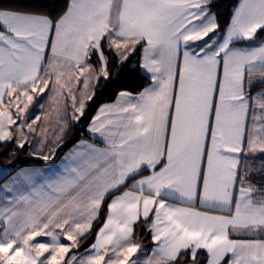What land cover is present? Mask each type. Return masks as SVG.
<instances>
[{"label":"snow or ice","instance_id":"snow-or-ice-1","mask_svg":"<svg viewBox=\"0 0 264 264\" xmlns=\"http://www.w3.org/2000/svg\"><path fill=\"white\" fill-rule=\"evenodd\" d=\"M209 4L68 0L52 17L0 3V142L23 138L25 127L35 131L39 116L17 123L33 93L47 89L58 98L67 88L82 116L92 99L90 80L109 78L105 46L121 63L140 46V68L151 81L135 96L120 92L93 118L89 130L105 147L86 145L63 175L39 185L28 172L13 178L23 177L30 190L0 207V264H141L133 259L141 249L133 239L141 219L156 245L143 264H181L183 256L185 264H199L200 250L207 264H264V239L230 238L264 235V189L240 173L246 133L248 150L264 153V127L247 129L253 98L245 96L246 82L264 83V43H244L264 31V0H241L220 41ZM93 54L98 75L87 63ZM86 73L78 98L62 78L80 81ZM255 99L261 115L252 119L259 121L264 93ZM94 223L99 227L85 254L69 255Z\"/></svg>","mask_w":264,"mask_h":264},{"label":"crops","instance_id":"crops-1","mask_svg":"<svg viewBox=\"0 0 264 264\" xmlns=\"http://www.w3.org/2000/svg\"><path fill=\"white\" fill-rule=\"evenodd\" d=\"M213 0H210L209 4V10L211 13L214 14V11L211 10L210 6ZM241 2V0H238L237 4L233 8L232 15L230 17V20L227 24V26L224 28L222 32L217 31L214 34V38L217 39V41L222 40L223 36L226 33V30L231 22L233 13L235 8L238 6V4ZM210 36H213V34H210ZM205 39H208L207 37ZM197 45H199L202 42H195ZM245 44H255L259 45L261 43H264V37L258 38L256 37L254 41L252 42H244ZM183 49V45L181 46ZM107 48L105 46V55L107 56ZM50 51V49H48ZM109 51V50H108ZM112 52V51H111ZM114 53V52H112ZM115 54V53H114ZM108 57V56H107ZM117 57V56H116ZM118 58V57H117ZM119 60V59H118ZM142 62V48L140 47L139 51V70L140 72L147 77L148 83L144 86H148L151 81L149 79V75L145 71H143L140 68V64ZM91 65L90 73H94V75L99 74V68H100V62L98 59V56L96 54H93L89 61H87ZM74 71H77L76 69H73ZM89 75V73H86L84 76H80V81H77L75 76L71 77V80L69 81L68 76L66 75L62 79L69 84L71 87V91L73 94H75L78 98L80 96V91L82 90V81L85 78V76ZM258 76V74H256ZM220 77L222 78V68L220 71ZM103 79L102 76H100L99 81L97 82L95 78L90 80V88L89 93L92 94V97L94 96L95 90L97 88L98 83L100 80ZM143 88V89H144ZM142 89V90H143ZM140 90V91H142ZM122 91H126L129 93H132L134 96L137 95L138 92H131L128 90H120L117 92L115 98L112 101L102 102L99 104L94 113L92 114L90 120L85 126V132L88 137H80L78 140H76L73 144H71L65 151H63L60 155L57 156L58 151L60 149V145L68 131L72 128V126L79 121L81 118L80 113L75 112V110L72 107V100L71 97L68 94V89L65 88L63 95L60 97H56L55 93L51 90H45L43 94H35L33 93V101L29 105L28 110L23 115L22 121H17V123L25 122L31 123L32 120H34L37 116L40 117L39 120L36 121V123L33 125L35 128L34 132H29L27 127L23 129L24 137H18L14 134V137L12 141H14L18 145L19 142H23L24 146H27L28 149L36 154L40 155L42 154L44 156H48L49 159L46 160V162L42 164L37 165H28L23 166L28 168L27 171H30L32 173H43L45 175L44 177H50L55 178V174L63 175L64 174V168L67 165H74V161L72 160V157L77 152H83L86 148V145L92 144L96 147L103 148L106 145L102 142V138L100 137L99 133L91 132L89 129L92 126L93 118L98 114L100 108L105 105H114L117 102L119 93ZM258 93H264V83H254L251 88H249L247 82L245 84V96L252 97L251 101V108L248 114V118L246 121L247 129L250 132L253 128V125L255 124L256 127H264V119L259 121H253L252 115H261L260 109L257 107V100L255 97ZM8 97H5V104L8 102ZM54 99H56V103H54ZM89 100L86 99V104ZM13 113H15L16 109L15 107L12 108ZM73 114L76 116H79V119H73ZM112 118H115L113 116ZM103 119V117H102ZM214 119V118H213ZM12 130L15 132L16 125L11 126ZM244 152L241 156V165H240V173L241 175H244L245 172L248 173L247 180L245 183H250L253 186H255L257 189H264V187L256 181V179H264V153L257 150L255 153H251L247 148V133L245 137V143H244ZM57 156V157H56ZM22 168V167H20ZM19 169V168H17ZM16 169V170H17ZM14 170L13 172H15ZM12 171L1 168L0 167V194L1 191L2 194H6L8 197H12V191L9 192L7 188L12 187H2L4 184V181L13 173ZM150 172L144 171L143 175H148ZM139 177H137L138 179ZM30 190V189H29ZM1 194V195H2ZM0 195V196H1ZM255 195L259 196V192L255 193ZM2 197V196H1ZM169 203H176L175 201H169ZM183 206V205H178ZM107 210V207H106ZM197 210L199 211H209L208 209L201 208L197 206ZM212 214H223L218 212H213ZM151 219V217H150ZM147 228L150 231L151 237L152 232L150 230L149 222H146ZM230 238L232 239H264V235H257V236H246V235H231ZM63 240V238H62ZM67 243L66 241H63ZM138 243V242H137ZM91 245V244H90ZM141 248L143 251H145L147 254L149 252H152L153 248L156 246L155 243L152 240V246L149 250L145 249L141 244ZM86 250L70 253L71 254H77L82 255L85 253Z\"/></svg>","mask_w":264,"mask_h":264},{"label":"trees","instance_id":"trees-1","mask_svg":"<svg viewBox=\"0 0 264 264\" xmlns=\"http://www.w3.org/2000/svg\"><path fill=\"white\" fill-rule=\"evenodd\" d=\"M68 0H0L4 6L13 5L23 7L26 10L39 12L52 17H58L64 10V5ZM238 0H218L211 3V10L217 18L219 25L217 31L222 32L227 26L232 15L233 8ZM258 38L264 37V31H258ZM139 51L140 46H137L136 51L129 55L128 59L121 63L116 55L107 50L109 60L108 71L109 78L100 80L95 90L94 96L86 104L84 114L81 116L72 128L68 131L61 142L58 155L65 151L71 144H73L80 137H88L85 132V126L90 120L96 107L102 102L112 101L117 92L120 90H128L131 92H138L144 88L148 83V79L139 70ZM56 156V157H57ZM46 162L43 155H36L32 153L27 146L19 147L14 141L0 142V167L14 171L17 168L37 165ZM264 187V179H256ZM106 204L102 207L101 216L106 214ZM99 225L94 223L91 234H86L85 238H81L79 247L75 252L86 249L95 240V231L98 230ZM133 239L141 244L145 249L149 250L152 246V238L146 221L141 219L137 222ZM181 264L189 259L188 256L180 258ZM199 264H206L207 255L204 250H200L198 255Z\"/></svg>","mask_w":264,"mask_h":264},{"label":"rangeland","instance_id":"rangeland-1","mask_svg":"<svg viewBox=\"0 0 264 264\" xmlns=\"http://www.w3.org/2000/svg\"><path fill=\"white\" fill-rule=\"evenodd\" d=\"M214 1H218V0H213ZM28 168L26 167H22L17 169L15 172L12 173V175H10L5 181L2 187H12V197H8L6 194H2L3 192L1 191V196H0V207H3L7 204V201L9 199L14 198L18 192H25L28 191L30 189V185H27V182L24 181L23 177H20L15 183H13V178L17 177L18 173H22V172H28L29 174H34L33 175V182L37 185H39L40 183L44 182L45 180L49 179L50 177H44L45 175H43V173H32L30 171H27ZM106 207V206H105ZM107 213V210H106ZM106 215V214H105ZM37 241L40 242H49L50 238L48 237H37L36 238ZM67 243H71L66 241ZM90 246V245H89ZM89 246L84 249L87 250L89 248ZM75 252V249L73 250ZM83 251V250H82ZM85 254V253H83ZM82 254V255H83ZM137 257L140 258L141 260V264H143V261L148 260L149 258L153 257V252H149L148 254L142 250V248L140 249V251L137 252L136 256L133 257V259H136ZM207 264V262H206Z\"/></svg>","mask_w":264,"mask_h":264}]
</instances>
